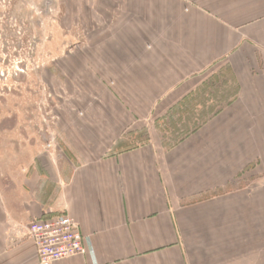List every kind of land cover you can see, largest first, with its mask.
<instances>
[{"label":"crops","instance_id":"obj_1","mask_svg":"<svg viewBox=\"0 0 264 264\" xmlns=\"http://www.w3.org/2000/svg\"><path fill=\"white\" fill-rule=\"evenodd\" d=\"M90 1L109 91L0 192V264H39L27 227L64 214L88 249L54 264H264V0Z\"/></svg>","mask_w":264,"mask_h":264},{"label":"rangeland","instance_id":"obj_2","mask_svg":"<svg viewBox=\"0 0 264 264\" xmlns=\"http://www.w3.org/2000/svg\"><path fill=\"white\" fill-rule=\"evenodd\" d=\"M90 8V0H0V192L6 195L28 183L53 144L66 154L60 122L83 117L84 91L104 89L98 78L84 76L92 68L85 54L103 23Z\"/></svg>","mask_w":264,"mask_h":264},{"label":"built area","instance_id":"obj_3","mask_svg":"<svg viewBox=\"0 0 264 264\" xmlns=\"http://www.w3.org/2000/svg\"><path fill=\"white\" fill-rule=\"evenodd\" d=\"M27 233L35 243L39 264H54L85 254L88 249L78 223L65 214L34 220L28 225Z\"/></svg>","mask_w":264,"mask_h":264}]
</instances>
